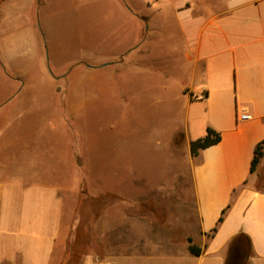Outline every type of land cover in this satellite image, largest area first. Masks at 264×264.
Listing matches in <instances>:
<instances>
[{
  "label": "rangeland",
  "instance_id": "1",
  "mask_svg": "<svg viewBox=\"0 0 264 264\" xmlns=\"http://www.w3.org/2000/svg\"><path fill=\"white\" fill-rule=\"evenodd\" d=\"M140 26L119 0H0V152L62 187L61 264L182 252L196 224L185 97L164 76L178 33L125 48Z\"/></svg>",
  "mask_w": 264,
  "mask_h": 264
},
{
  "label": "crops",
  "instance_id": "2",
  "mask_svg": "<svg viewBox=\"0 0 264 264\" xmlns=\"http://www.w3.org/2000/svg\"><path fill=\"white\" fill-rule=\"evenodd\" d=\"M119 1L141 20L125 48L162 38L175 47L163 33H178L179 71L164 76L185 97L181 139L189 145L191 133L202 137L209 126L220 139L196 156L189 150L196 224L182 252L86 254L79 264H264V148L251 171L264 138V0H129L135 11ZM10 156L0 152V264H61L62 187L33 178L24 164L11 167Z\"/></svg>",
  "mask_w": 264,
  "mask_h": 264
},
{
  "label": "trees",
  "instance_id": "3",
  "mask_svg": "<svg viewBox=\"0 0 264 264\" xmlns=\"http://www.w3.org/2000/svg\"><path fill=\"white\" fill-rule=\"evenodd\" d=\"M220 139V134L219 132H217L216 129H214L213 127L209 126L207 127V129L205 130V134L204 136L198 138V139H194V140H191L190 143H189V150H190V154L192 156H196L197 153L203 149V148H206L216 142H218ZM263 148H264V138L261 142H259L256 147H255V151L253 153V157H252V161H251V171L253 172L254 169H255V166L256 164L258 163L259 159L261 158L262 156V153H263ZM225 212V210L223 211V213ZM223 218V215L218 218V222H220ZM216 230V227H214L212 229V231ZM241 235L235 237L234 239H232L231 243L236 239L240 238ZM188 241L190 242L191 240L189 238H187ZM188 249L189 251L192 252V254L194 255H199L200 254V247L196 246V245H193L192 243L189 244L188 246ZM70 256V254H69ZM68 262V260H67ZM67 264V263H66Z\"/></svg>",
  "mask_w": 264,
  "mask_h": 264
},
{
  "label": "built area",
  "instance_id": "4",
  "mask_svg": "<svg viewBox=\"0 0 264 264\" xmlns=\"http://www.w3.org/2000/svg\"><path fill=\"white\" fill-rule=\"evenodd\" d=\"M248 117L249 115L247 113H241L239 119L243 120V119H247Z\"/></svg>",
  "mask_w": 264,
  "mask_h": 264
}]
</instances>
